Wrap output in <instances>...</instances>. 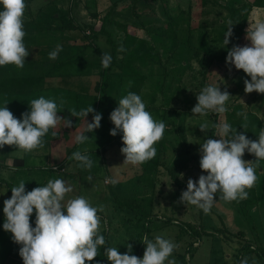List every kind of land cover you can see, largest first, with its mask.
Listing matches in <instances>:
<instances>
[{
  "label": "rangeland",
  "instance_id": "obj_1",
  "mask_svg": "<svg viewBox=\"0 0 264 264\" xmlns=\"http://www.w3.org/2000/svg\"><path fill=\"white\" fill-rule=\"evenodd\" d=\"M46 1L48 0H34L31 4V10H34L36 13L39 7L43 6V3ZM69 1L58 0L57 3L67 9ZM85 1L72 0L71 7L75 17L81 24H96V29L99 30L101 23L98 21L96 23L95 20L91 19ZM115 1L98 0L99 11L105 15ZM163 1L165 0H149L146 3H140L138 10L139 13H142L143 9L145 10L146 14L143 15L145 22L150 21L153 26L160 25L163 22ZM221 1L223 3L232 2V0ZM240 1L247 2L252 0ZM191 2L196 14L203 16L196 22V25L206 28L204 31L195 32V37H189L192 43L191 46L193 48L196 45L199 46L200 40L206 41L207 45H209L213 37L212 32L215 30L214 25H217L221 21L227 23L229 17L225 11L216 6V0H192ZM169 3L171 7L178 5L187 9L189 0H169ZM130 4L128 1L120 2L117 9L125 12V8L126 10L131 8ZM128 6L129 8H127ZM54 9L56 10V6L51 4L46 11L50 12ZM254 13H258L261 17H264V10L262 9H256ZM55 16H58V14ZM113 31H115L116 37L122 39L123 33L121 31L119 32L115 28H113ZM136 34L142 36L141 32L137 31ZM143 34L146 35L145 33ZM145 38L150 40L149 38L151 37L145 36ZM152 39L151 45L154 46L156 51L160 52L162 63L157 68V73L153 77H149L148 81L143 85L141 96L142 98L144 97L143 102L146 106H150L148 93L150 96L158 93L159 100L156 106L160 107L164 103L166 93L167 98L171 100L169 109L167 111L162 109L149 110V112L157 121H164L166 126L169 125V117L175 119L173 126L176 125V128L184 125L185 136L187 138L186 143L175 139L174 136H180L177 130L172 136L164 132L163 138L154 145L157 149L155 158L141 165L123 164L125 156L120 151L123 147L122 133H120L119 139L115 140L116 143L113 140V144L108 146L106 150L96 149L92 145L86 146L85 149H87L88 154L94 161L91 170L79 167L78 162L75 161L67 167L61 176L58 172L52 171L53 177H48L42 169L45 166H52L54 162L58 163L69 149V146L65 145L67 141L66 137H60L57 139L58 141H55V149L52 155L54 160L51 157H45L43 150L38 151L40 149L34 150L35 153L38 151L36 154L34 151L30 153L20 151L13 154L17 159H23L27 167L26 173L18 174V182L15 183V186L21 180L25 181V187H27V182L31 179H35V182H41L46 185L50 179L61 178L73 187V192L66 196V200L76 196H85L89 198L93 206H104V212L98 213L102 218L100 234L104 235L105 240L108 237L111 247H117L121 254L128 251V244L132 245V254L136 250L139 242V230L142 223H145L146 220L143 217L140 221L137 219L130 220L129 218H133L136 215L129 214L117 207L120 200L128 199L142 202L145 209L153 210L155 219H152V238L154 239L155 236L161 235L178 245L170 257V259L178 261L177 264H182L179 260V255L184 256L187 264H234L238 258H241V248H243V254L245 253L244 258H248L249 264H252L253 260L256 264H264V261L258 258L257 255H247V248H245V245L248 244L254 245L255 248H261L262 244L264 245V161H261L257 167L256 174L258 179L256 186L258 203L254 209L243 210L242 212L237 208L236 201L225 202L219 199V193L215 197L216 202L209 214H205L196 206L185 205L180 202L182 192L187 190V180L192 178L198 181L201 174H207L200 169L199 161L201 153L199 150L201 143L208 138V131L202 132L198 126L203 122H207L210 125L214 117L213 113H209L207 116L193 115L191 109L198 102L196 99L198 93L205 86H219L221 91H228L232 96L226 102V107L237 102L247 103L252 99L253 94L256 93L246 94L244 92V80H250V77L243 70H237L234 65H228L227 62L218 64L220 62L219 57H227L228 51L222 47L214 52L217 57L210 63L209 60L204 59L205 54H200V57H197L190 46H180L183 48L180 49L169 42L161 45L156 44L157 41L160 43V40L154 39V37ZM248 43L250 44V41ZM97 44L103 52L111 54V47L106 44L105 36H101ZM88 53L93 58V52L88 51ZM119 57L121 58L122 56ZM200 59H202V62ZM204 60L206 61L203 62ZM179 62H182V64L189 62V68L185 72L182 71L179 67ZM205 67L207 71L206 73H202ZM89 70H92L91 67H87L86 71ZM100 71L95 72V74L100 73ZM166 79L167 84L165 83ZM181 80H183L182 83L180 82ZM123 83L118 74L112 75L109 92L110 100L113 102L114 107H118L121 93L125 96V92L130 87V83ZM164 84H171L172 88H165ZM98 113L102 115L101 126L92 132L91 137L101 140L100 136L102 134L103 136L109 135V116L104 109H101ZM219 115L220 122H225V115ZM163 140L167 141L164 146L162 145ZM119 141H121L122 147L117 145ZM1 151L2 149H0V158L4 157ZM255 159V156H253L248 161H254ZM154 160L161 162L159 168L144 169L146 164L153 163ZM9 166L11 168L15 167L13 165ZM173 166H175L174 174L177 175L178 183L174 182L175 180H173L170 174V169ZM181 175L183 178H181ZM14 176L15 171L13 174H10V181L16 180ZM88 176L92 177L91 182L87 181ZM113 179L117 182L112 183ZM179 184L182 185L179 186ZM3 195L8 196V188L5 183L0 187V264H23V260L19 255L21 246L13 242L12 237L8 236L10 232H6L3 229V201L6 199V196ZM35 218L34 211L30 222L35 224ZM169 218H172L173 222H170L169 226H164V221ZM185 223H190V225L199 231V235L201 234V236L197 240L194 239L195 237L191 238L188 236V233L182 234L183 224ZM108 229H110L109 235ZM193 242H196L194 243L195 247L192 246L190 248L191 253L188 254L186 252L187 245ZM104 248L105 245L98 249L99 255L93 260V264H97V262L99 264V261L103 259L107 260L103 254ZM89 263L86 262V264ZM106 264H109V262Z\"/></svg>",
  "mask_w": 264,
  "mask_h": 264
},
{
  "label": "clouds",
  "instance_id": "obj_2",
  "mask_svg": "<svg viewBox=\"0 0 264 264\" xmlns=\"http://www.w3.org/2000/svg\"><path fill=\"white\" fill-rule=\"evenodd\" d=\"M0 66L14 65L23 69L30 52L24 43V15L27 5L25 0H0ZM245 39L250 44L234 45L227 52L226 62L250 77L244 80V92L264 94V17L254 13L248 20ZM224 33L223 47L230 43L233 35L232 21L228 22ZM62 45L57 44L49 53V59L55 60ZM118 51H124L121 46ZM112 62L109 53H102L101 64L107 69ZM232 96L228 91H221L219 86L208 85L202 88L196 99L197 104L191 109L193 115L207 116L210 112L224 114L228 111L226 102ZM0 107V149L5 145L15 146L23 152H31L44 147L46 134L50 129L72 127L71 120L59 116L60 112L54 100L40 96L30 101V111L22 113L18 119L6 106ZM63 101L61 100V105ZM70 114L82 118L86 128L75 136L77 144H84L89 138L86 132L100 128L102 115L89 105L79 111L71 109ZM93 114L92 122L85 119ZM243 129H247V115ZM114 128L112 136L122 133L125 156L123 164L141 165L155 158L157 149L154 145L164 135L166 124L157 121L146 110L141 96L128 92L118 100V107L110 113ZM202 132L209 131L207 122L199 126ZM218 139L207 138L201 143L199 161L201 174L197 180H187V190L183 191L180 202L193 205L209 214L216 202V195L225 202L242 201L248 198L249 191L258 179L257 167L264 161V128L259 130L258 139L251 140L245 134L238 133L229 123L221 121L213 125ZM56 136V132H52ZM245 152L255 156L254 161L243 159ZM69 159L78 162V166L91 170L94 161L85 149L74 151ZM181 178L182 175H181ZM88 176L87 181L91 182ZM115 179L112 183H116ZM73 192V187L62 179H50L44 186L26 191L25 181L11 188V197L3 201V229L12 234V240L20 245L19 255L23 264H86L98 255V249L106 245L104 235L100 234L101 216L104 206H93L89 198L66 196ZM35 211V227L30 218ZM145 245L143 257L131 255L132 245L121 254L117 247H105L104 256L110 264H177L170 259L178 247L172 240L161 235L142 239ZM98 264V262H97ZM240 264H249L247 257ZM252 264H256L253 260Z\"/></svg>",
  "mask_w": 264,
  "mask_h": 264
},
{
  "label": "trees",
  "instance_id": "obj_3",
  "mask_svg": "<svg viewBox=\"0 0 264 264\" xmlns=\"http://www.w3.org/2000/svg\"><path fill=\"white\" fill-rule=\"evenodd\" d=\"M33 1L34 0H25L27 8L24 15V31L26 32L24 43L30 54L26 57L23 69H17L14 65L0 66V107L8 103L6 106L9 110L18 119H21L22 113L30 111V101L44 96L46 99L54 100L57 103L60 110V112L57 113L59 116L71 120L72 127H63V124L58 125L57 128L50 129L49 133L43 137L45 142L44 146H48L49 157L52 159L56 144L55 141H58L57 139L66 137L67 141L65 145L67 147L69 146L67 153L58 163L54 162L52 166H45L42 169L44 174L48 175V177L52 176V171L58 172L61 176L67 167L75 162V160L69 159L74 151L83 152L86 146L91 145L92 147L95 146L96 149L100 148L106 150L108 146L113 144V140L116 143L115 140L119 139L121 132L118 131L116 136L110 134V131L115 127L110 120V113L117 108L114 107L113 102L110 100L109 88L111 77L112 75L118 74L124 83H130L129 92H134L141 96L143 85L148 81L149 77H153L155 73H157V68L162 63L160 52L156 51L154 46L151 45V39L153 37L154 39L160 40V43H158V41L156 43L160 45L169 42L180 49L190 46L197 57H200V54H205L204 59L212 63L217 57L214 52L221 47L228 51L234 45L244 46L249 44L248 40L245 39L246 29L249 26L248 20L256 9L264 10V0H252L247 2L232 0L231 3H223L221 0H216V6L225 11L229 17L228 22L232 21L233 23V35L230 38V43L226 47H223V36L229 25L228 22L223 23L221 21L217 25H214L215 30L212 32L213 37L209 45H207L206 41L200 40V45H196L193 48L189 37H195V32L204 31L206 28L201 25H196V22L203 16L196 14L195 10H193L194 6L191 2L192 0H189L187 9L179 7L178 5L171 7L169 0L163 1L162 13L164 20L157 26H153L150 21L145 22V17H143V15L146 14L145 10L143 9L142 13H139L138 10L140 3H146L149 0H116L105 15L99 11L98 0H86V8L89 11L91 19L95 20L96 23L97 21L101 23L99 30L96 29V24H81L78 22L71 7L73 3L72 0L69 1V7L67 9L58 5V0H48L43 3V6L39 7L36 13L34 10H31ZM124 1L131 3L130 7L132 9L126 10L125 8V12H121L122 10L117 8L119 3ZM55 3L57 4L55 5ZM51 4L56 6V10L54 9L50 12L46 11ZM2 7L3 6L0 5L1 10ZM127 8H129V6ZM56 14H58V16H55ZM118 19L120 21L117 22L116 20ZM113 28L123 33L122 39L116 37L117 35H115ZM137 31L141 32L142 36L136 34ZM101 36L106 37V44L111 47L110 55L112 56V62L107 69L103 68L101 64V55L105 52H103L97 44ZM145 36H150V40L146 39ZM57 44L62 45V51L59 52L55 60L49 59V53L55 49ZM121 46H123L124 51H118ZM203 47L204 49H202ZM88 51L93 52V58L90 57ZM119 56L122 57L120 58ZM200 61L202 62V59H200ZM219 61L218 64L224 63L226 62V58L224 56L219 57ZM188 63L189 62L182 64V62H179V67L182 71L185 72L189 68ZM87 67H91L92 70L86 71ZM97 71H100V73L95 74ZM206 71L207 68L205 67L202 73H206ZM180 82L182 83L183 80ZM165 83L167 84V79ZM164 86L168 89L172 88L171 84H164ZM128 91L125 92V95H127ZM122 97L123 94L121 93L120 98ZM61 100L63 101L62 105ZM142 100L144 101V97ZM148 100L150 101V106H146L147 111L160 109L167 111L171 103L166 93L164 103L160 107L156 106L159 100L158 93H154L151 96L148 93ZM89 105H91L96 112H99L101 109L107 112L109 116V135L103 136L102 134L100 140L92 138V132H86L85 135L89 140L84 144H77L75 142V136L85 131L86 124L84 119L72 116L69 111L71 109L79 111ZM227 109L228 111L224 113L225 122L229 123L233 128H236L238 133L245 134L251 140H257L259 130L264 128V94L254 93L249 102H237L227 107ZM238 113L247 115L248 126L246 131L241 126L245 122L244 117L238 115ZM92 117L93 114L90 113L85 119L90 123L92 122ZM213 117V121L209 125L208 138L218 139V137L215 136L213 125L220 122V115L213 113ZM169 119L170 122L169 125L166 126L165 133L172 136L177 130L180 136H174L175 139H179V141L186 143L187 138L185 136L184 125L176 128V125L173 126V124H175V119L171 117H169ZM52 132H56L57 135L53 136ZM166 143V140L162 141L163 146ZM117 145L122 147L121 141H119ZM1 153H3L4 157H2L3 159L0 158V187L3 183L7 184L9 199L11 197V188L18 182L17 177L20 174L26 173L27 167L24 164L22 168L16 170L14 176L16 180L5 182L2 177V170L4 168L2 160L4 162L6 161L7 157L12 153V149L7 148ZM253 156L254 155L245 152L243 159L249 160ZM160 164L161 162L159 160H154L153 163L146 164L144 169H157ZM164 166L169 169L166 164H164ZM174 169L175 166L170 169V174L173 180H175L174 182L178 183L177 175L174 174ZM43 184L44 183L41 182H35V179H31L27 182L28 186L26 187V191L44 186ZM16 185L18 186V183ZM181 185L182 184H179V186ZM248 191L249 195L247 199L236 201L237 208L242 212L243 210L254 209L255 205L258 203L256 183L255 186ZM117 207L129 214L132 213L136 215L133 218H129L130 220L137 219L140 221L142 217L146 218L145 223H142L141 229L139 230V242L136 250H133V254L131 252L132 255L142 258L145 251V245L142 242L143 237L147 235L149 239H153L152 219H155L153 210L145 209L142 202L128 199L120 200ZM3 219L5 218L3 217ZM170 222H173L172 218L166 219V221H164V226H169L171 224ZM31 224L35 227V224ZM182 229V234L188 233V236L191 238L195 237V240L201 236V234L199 235V231L194 226L190 225V223L183 224ZM109 230L110 229H108V235L110 234ZM8 236L12 237V234L9 233ZM194 243L196 242L187 245L186 252L188 254L191 253L190 248L192 246L195 247ZM245 246V248H247V255L250 254L251 256L255 254L264 261L263 244L261 248H255L252 244ZM105 247H111L108 237ZM241 249V258H238L234 264H239L241 259L245 256V253L243 254V248ZM179 258L182 264H187L183 255H179ZM107 262L109 261L103 259L99 261V264H106ZM176 262L178 263V261ZM89 264H93V261Z\"/></svg>",
  "mask_w": 264,
  "mask_h": 264
},
{
  "label": "crops",
  "instance_id": "obj_4",
  "mask_svg": "<svg viewBox=\"0 0 264 264\" xmlns=\"http://www.w3.org/2000/svg\"><path fill=\"white\" fill-rule=\"evenodd\" d=\"M7 148L12 149V153H10V155L7 157L5 162L2 161V163L4 164V168L2 170V177H3V180L5 182H10V179H9L10 178V174H13L14 171L16 172L17 169L22 168L24 166L25 162H24L23 159H17V157L13 156L14 153H17V152H20V151L23 152L22 150L17 149L15 146H7V145H5L2 148V151L7 149ZM41 150H43L45 152V157H49L48 146H44L43 148H40V150H38V151H41ZM38 151L36 153H38ZM34 153H35V151H34ZM21 160H22V162H21ZM9 165H13L15 167L11 168ZM3 196H6V199H8L7 195H3ZM0 207H1V204H0Z\"/></svg>",
  "mask_w": 264,
  "mask_h": 264
},
{
  "label": "built area",
  "instance_id": "obj_5",
  "mask_svg": "<svg viewBox=\"0 0 264 264\" xmlns=\"http://www.w3.org/2000/svg\"><path fill=\"white\" fill-rule=\"evenodd\" d=\"M56 169V168H55Z\"/></svg>",
  "mask_w": 264,
  "mask_h": 264
}]
</instances>
